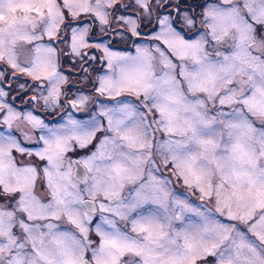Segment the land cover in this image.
Instances as JSON below:
<instances>
[{
  "label": "snow or ice",
  "instance_id": "snow-or-ice-1",
  "mask_svg": "<svg viewBox=\"0 0 264 264\" xmlns=\"http://www.w3.org/2000/svg\"><path fill=\"white\" fill-rule=\"evenodd\" d=\"M0 264H264V0H0Z\"/></svg>",
  "mask_w": 264,
  "mask_h": 264
},
{
  "label": "flooded vegetation",
  "instance_id": "flooded-vegetation-1",
  "mask_svg": "<svg viewBox=\"0 0 264 264\" xmlns=\"http://www.w3.org/2000/svg\"><path fill=\"white\" fill-rule=\"evenodd\" d=\"M122 2H124V0H122ZM191 2V0H190ZM131 11V10H130ZM155 31H158V28L155 27V20L152 21L151 24H148L147 27H143L142 26V36L141 37H134L133 40H135L137 43L140 42H145L147 43L148 39L155 34ZM126 39V37H121L120 35L117 34H113L111 39H108L106 42L112 45V49L113 50H117V51H127V50H131V45L133 40H128V44L127 47H125L124 45V40ZM61 49H64L63 45L59 46ZM65 51H67V49H64ZM22 59L24 58L23 56L21 57ZM73 59L74 58H67L65 57L61 63H66V67H64L62 65V69H63V74H67V75H72V76H79V80L77 82H70L67 81L65 84L61 85L62 89H67L68 93H69V100H71V98L73 97L74 94H76L78 91L81 94L84 95H88V94H92V95H96V93H94L92 91L93 89V83L95 82V78L97 73L92 71V69L94 67H100L98 62H93L92 64L88 65V70L87 73L81 72V67H82V63L81 64H77V68H74V64L73 63ZM17 75L20 76V79H23V82H17V81H12V83L15 85V87L13 88V90L10 93V97L9 98H15L14 104L18 109L24 110V111H28V110H32L35 109V113L34 114H39L42 117L43 116H47V120L46 122H57L60 116L59 112H54L53 109H45L44 107H41L43 101L41 100L39 103H36L35 101H31L30 102V98L37 96V92L38 90L36 88H32L31 91H27L26 94H24V92H22L19 89V85L21 83H24L26 80L28 81V83L25 85V88L31 87V85L34 83L30 77H25L19 73H17ZM91 76L92 77V81L90 82L87 77ZM61 99H63V97H61ZM101 100H107V97H101ZM75 111V110H73ZM54 114H49V113H53ZM77 118H80L81 113L80 112H76L75 113ZM179 191L181 192H185L186 189L184 188V186L181 184V186L177 187ZM183 189H185V191H183Z\"/></svg>",
  "mask_w": 264,
  "mask_h": 264
},
{
  "label": "rangeland",
  "instance_id": "rangeland-1",
  "mask_svg": "<svg viewBox=\"0 0 264 264\" xmlns=\"http://www.w3.org/2000/svg\"><path fill=\"white\" fill-rule=\"evenodd\" d=\"M62 65L64 66V67H66L67 65H66V63H62ZM77 64H74V68H77V66H76ZM20 74V73H19ZM21 75H23V74H21ZM66 77H67V81H70V82H77L78 80H79V76H72V75H67V74H64ZM23 79H19V80H15V81H17V82H23L22 81ZM181 184L182 183H178L177 185H176V187H179V186H181ZM183 191H185V189H183ZM181 192V191H180ZM194 198L195 199H198V194H194Z\"/></svg>",
  "mask_w": 264,
  "mask_h": 264
}]
</instances>
